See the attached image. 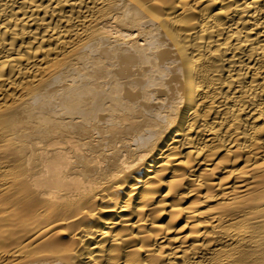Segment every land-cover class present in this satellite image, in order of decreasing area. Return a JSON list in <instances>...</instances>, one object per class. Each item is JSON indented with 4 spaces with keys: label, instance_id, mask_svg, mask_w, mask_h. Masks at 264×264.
<instances>
[{
    "label": "bare ground",
    "instance_id": "bare-ground-1",
    "mask_svg": "<svg viewBox=\"0 0 264 264\" xmlns=\"http://www.w3.org/2000/svg\"><path fill=\"white\" fill-rule=\"evenodd\" d=\"M0 264H264V0H0Z\"/></svg>",
    "mask_w": 264,
    "mask_h": 264
}]
</instances>
